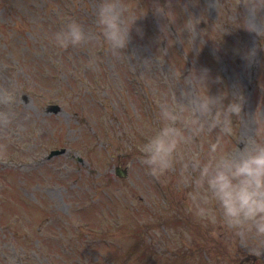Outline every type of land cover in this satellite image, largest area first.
Returning a JSON list of instances; mask_svg holds the SVG:
<instances>
[{"label": "rangeland", "instance_id": "374dc122", "mask_svg": "<svg viewBox=\"0 0 264 264\" xmlns=\"http://www.w3.org/2000/svg\"><path fill=\"white\" fill-rule=\"evenodd\" d=\"M127 2L140 17L114 57L53 40L70 19L98 32L97 0H0V89L15 83L29 113L0 147V264H264V247L199 218L174 173L158 180L137 159L159 100L193 66L223 77L212 93L236 81L245 93L225 146L254 137L264 50L250 66L234 50L264 46V35L240 25L239 0Z\"/></svg>", "mask_w": 264, "mask_h": 264}, {"label": "clouds", "instance_id": "9594fccd", "mask_svg": "<svg viewBox=\"0 0 264 264\" xmlns=\"http://www.w3.org/2000/svg\"><path fill=\"white\" fill-rule=\"evenodd\" d=\"M240 25L264 35V0H239ZM140 17L127 0H97L98 32L70 19L54 34L60 49L96 43L107 54L120 56L129 47L132 28ZM219 40V39H218ZM218 50V49H217ZM264 46L236 48L247 65L261 61ZM96 64L90 58L88 66ZM223 77L207 65L193 66L161 97L150 134L137 156L147 174L166 180L175 174L188 188L192 210L211 220L234 238L264 247V124L254 137H239L235 146L225 143L236 133V119L245 111L246 96L238 81L231 88L210 91ZM29 113L19 107L17 86L0 89V131L6 148L12 132H20Z\"/></svg>", "mask_w": 264, "mask_h": 264}, {"label": "water", "instance_id": "95a60500", "mask_svg": "<svg viewBox=\"0 0 264 264\" xmlns=\"http://www.w3.org/2000/svg\"><path fill=\"white\" fill-rule=\"evenodd\" d=\"M59 108H60V107H59L58 105H54V106H52V108H51V109H52V110H54V111H58V110H59ZM56 152L58 153L59 151H56ZM56 152H55V153H56ZM118 174H119V175H124V174H123V173H121L120 171H118Z\"/></svg>", "mask_w": 264, "mask_h": 264}]
</instances>
